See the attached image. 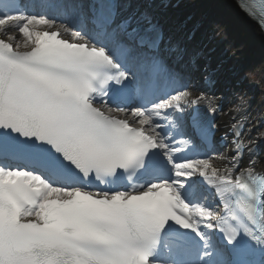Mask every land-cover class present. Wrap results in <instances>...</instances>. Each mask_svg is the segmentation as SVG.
<instances>
[{
  "label": "snow or ice",
  "instance_id": "6c2138e0",
  "mask_svg": "<svg viewBox=\"0 0 264 264\" xmlns=\"http://www.w3.org/2000/svg\"><path fill=\"white\" fill-rule=\"evenodd\" d=\"M195 63L116 0H0V264H264V134Z\"/></svg>",
  "mask_w": 264,
  "mask_h": 264
},
{
  "label": "rangeland",
  "instance_id": "374dc122",
  "mask_svg": "<svg viewBox=\"0 0 264 264\" xmlns=\"http://www.w3.org/2000/svg\"><path fill=\"white\" fill-rule=\"evenodd\" d=\"M191 1L192 0H177V4H179L177 6L179 7L176 6V9H170L166 7L162 10H156L162 8L163 6L165 7V4L170 1L155 0L153 4L154 11H152L151 9L149 10L150 7L149 5H147L145 0H137V7H143V10L145 9V12L153 18L155 17V15L158 16V14H165L166 11L177 10L180 7L182 8L188 6ZM201 10L200 12H202ZM224 11L225 12L219 11L217 15L214 16L210 15L212 19H210L209 22H211V24L200 31L199 35L202 44L207 47V52L217 50L220 51L222 48V44L225 41L228 45V49L220 53L229 56L231 62L229 65L232 70H235L236 68L241 67V65H238V59H240V57L239 55L235 54V44L242 38V32L239 28L238 18H236V22L233 21V23L230 24L229 21H227L228 11ZM167 18L169 20L170 17L167 16ZM167 31L169 32L168 28ZM209 35H212L210 40L208 39L209 37L207 38V36ZM201 52L202 49L195 50L194 52V56H196L195 59H197L199 63L203 62V58H201ZM243 56H248V61L244 66L246 68H243V71L239 74V76H241L242 79L245 73L252 72L253 77L247 75V79H242L246 88L237 90L232 94V96L227 97L225 107L231 108L235 105H240L242 108L246 109L244 113L247 114L250 120H252L253 122H258L260 116L264 117V55L260 54L253 56V54L244 53ZM256 83L259 84L256 85ZM258 134H264V125L260 126L258 130L252 134V138H256ZM260 141L264 143V139L259 140V142ZM220 151H224V149ZM261 161L264 162V156L261 157V160L259 162Z\"/></svg>",
  "mask_w": 264,
  "mask_h": 264
},
{
  "label": "bare ground",
  "instance_id": "6f19581e",
  "mask_svg": "<svg viewBox=\"0 0 264 264\" xmlns=\"http://www.w3.org/2000/svg\"><path fill=\"white\" fill-rule=\"evenodd\" d=\"M199 10L202 11V13L200 14L201 15L204 14L205 16L217 15L219 11L225 12L224 10H226L228 11L227 21H229L230 24H232L233 21L236 22L237 21L236 18H238L239 28H240V31L242 32V38L235 44V47H236L235 54L239 55V57L240 56L243 57L244 53L253 54V56L260 55V54L264 55V40L262 38L261 32L258 30L256 25H254L252 22L245 19V17L241 15V12L239 11V9H237L235 0H192L191 3L188 4V6H185L182 8L180 7L174 11H166L165 14L161 16H155L153 20L159 23L161 22L164 25H166V23L169 24L168 28L169 30H171V34H172L171 38L175 42H178L179 40L178 36H179L180 30L176 29V27L174 26V23L178 24L177 22L180 19H182V17L192 12H196V11L198 12ZM125 14L126 16H128L130 14H133V12L127 11L125 12ZM196 15L197 14L194 13V16ZM167 16L170 17L169 20ZM226 49H228V45L224 41L220 52H223ZM219 54H222V53H219ZM196 65H197L196 66L197 69L191 72V74L198 87H202L200 81L202 80L201 77H203L204 75L211 74L213 73V71L217 69L220 71L219 74L222 75L221 66H217L216 68L215 67L208 68L198 62L196 63ZM222 83L224 84L225 80H222ZM230 117H231L230 115H225V114H219L217 116V121H218V124L220 125L221 130L225 129V125L229 123ZM256 167L258 170L262 169L264 171V162H257Z\"/></svg>",
  "mask_w": 264,
  "mask_h": 264
},
{
  "label": "trees",
  "instance_id": "16d2710c",
  "mask_svg": "<svg viewBox=\"0 0 264 264\" xmlns=\"http://www.w3.org/2000/svg\"><path fill=\"white\" fill-rule=\"evenodd\" d=\"M177 3V0H171V4H176ZM250 75L253 76V73L250 72Z\"/></svg>",
  "mask_w": 264,
  "mask_h": 264
}]
</instances>
